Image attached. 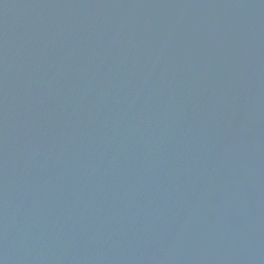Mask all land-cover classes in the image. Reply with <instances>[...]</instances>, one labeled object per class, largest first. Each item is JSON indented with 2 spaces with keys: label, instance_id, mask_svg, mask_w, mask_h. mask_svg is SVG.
<instances>
[{
  "label": "water",
  "instance_id": "95a60500",
  "mask_svg": "<svg viewBox=\"0 0 264 264\" xmlns=\"http://www.w3.org/2000/svg\"><path fill=\"white\" fill-rule=\"evenodd\" d=\"M0 264H264V0H0Z\"/></svg>",
  "mask_w": 264,
  "mask_h": 264
}]
</instances>
